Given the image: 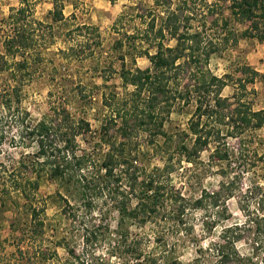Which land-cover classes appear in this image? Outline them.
I'll use <instances>...</instances> for the list:
<instances>
[{
	"label": "rangeland",
	"instance_id": "obj_1",
	"mask_svg": "<svg viewBox=\"0 0 264 264\" xmlns=\"http://www.w3.org/2000/svg\"><path fill=\"white\" fill-rule=\"evenodd\" d=\"M24 1L28 12L22 20L20 35L28 39L29 46L23 54H17L13 61L27 59L28 76L21 82V104H11L10 111H3L1 89L6 87L9 76L6 71L0 72V162L11 170L21 159L31 160L35 153L34 147L27 142L17 145L15 137L19 128L10 121L16 107L26 111L34 125H40L53 115L54 107L66 106L73 118L85 119L91 126V133L87 134L89 142L78 139L81 149L94 157L98 152L104 155L108 147L100 145L98 133L109 109L102 105V96L110 102L111 94L115 93L117 99H121L125 92L133 90L132 87L127 90L122 87L118 75L122 63L126 69L133 71L152 67L148 58L138 57L137 51H146L153 57L160 48L159 45L163 48L176 46V38L164 28L168 25L167 16L174 13L178 17L176 26L179 34L184 31L189 34L200 33V47L212 50L207 63L202 62L199 69L195 64L188 63L190 66L187 67L180 61L183 68L169 72L171 78L176 79L171 80L175 82V95L184 94L186 87L189 89L195 83L200 71L208 73L225 83L220 97L226 98L227 102L219 112L228 117L220 121L214 117L200 119L202 124L205 121L210 132L213 131L214 137L209 138L207 147L191 156L190 162L178 151L183 146L190 149L193 144L194 136L191 135L189 126L191 121L197 120L194 114L197 97L194 94L189 97L188 103L183 99L171 102L169 113L161 114V135L152 136L140 130L129 138L122 139L117 136L120 124L109 131V135L116 137V147L127 145L125 150L130 154L127 160L131 161L133 167H139L147 174L153 169L161 170L168 165L169 173L160 174L159 180L190 203L179 219V224L169 220L168 212L162 209L144 226L128 221L123 229L131 235L137 234L147 252L154 250L156 238L165 241L168 249L175 245L176 256L181 263L188 264L196 256L195 251L199 245L206 247L209 242L218 239L223 225L242 223L244 217L240 207L247 202V189L254 185L264 189V127L247 129L242 132L241 138L228 137L232 131L230 110L238 105H246L243 107H250L252 111L264 109V42L242 36L248 23L235 20L231 12L233 0H160L163 4L159 6L155 5L154 0ZM20 2L21 0H0V55L4 54V40L9 34L8 16L21 7ZM54 3L62 7L64 17L57 24L52 23L48 15L54 9ZM38 22L50 24L52 28L39 27ZM82 25L96 28L99 38L86 29L76 30L77 26ZM161 28H164L162 36L158 34ZM97 41L101 42L100 47L97 46ZM184 42L185 45H191L189 41ZM70 47L74 49L73 52L68 51ZM62 51L68 52V56ZM39 55L41 62L38 60ZM5 60L11 62L9 58ZM187 62L189 61L186 60ZM254 72L257 76H253ZM176 73L178 75L175 77ZM252 78L253 81L249 82ZM201 97L208 101L212 96ZM7 99L8 96H4V100ZM125 100L127 111L132 106V100L128 96ZM137 104L139 109L144 107L143 102L138 101ZM207 105L213 107L212 102ZM148 127L153 129L152 125ZM216 131H219L218 139ZM215 149L221 155H227L226 160L213 158ZM121 169L128 174L131 171L128 170V165H123L117 169L116 174L121 173ZM22 175L32 181L35 179L31 170ZM234 179L237 181V188L230 196L224 193L222 199L229 219L207 233L206 223L210 225L217 220L216 212L220 208L198 209L191 202L205 192L218 191L222 184ZM37 182V190L25 188L26 193L30 192L27 194L30 195L29 199L21 190L10 189V186L8 194H0V264H73L65 247L72 248L81 255L84 251L82 229L84 223H88L91 218L95 223L101 219V224L109 227V230L100 232L102 236H98L94 242V252L100 258L110 261V264H120L118 255L114 253L110 257L113 246L111 243L115 237L111 236L110 231L117 230L119 216L115 206L122 195L128 196L124 199L127 207H132L135 203L126 178L119 186L111 181L114 186L108 187L109 191H105L102 196L98 190L89 191L92 214H88L84 221H72L68 218L69 210L64 214L61 197L68 198L73 205L75 201L69 199L56 181L42 175ZM92 183L101 186L105 182L95 179ZM128 199L131 200L130 206ZM28 204L39 210L38 219L43 222L41 228L32 224ZM253 207L251 206L252 209ZM237 246L242 253H246L244 243Z\"/></svg>",
	"mask_w": 264,
	"mask_h": 264
},
{
	"label": "trees",
	"instance_id": "obj_2",
	"mask_svg": "<svg viewBox=\"0 0 264 264\" xmlns=\"http://www.w3.org/2000/svg\"><path fill=\"white\" fill-rule=\"evenodd\" d=\"M233 2L234 6L231 8V12L236 18L235 20L248 23L242 36L264 42V0H233ZM154 3L156 6L163 4L160 0H154ZM20 4L21 7L12 11L13 13L8 16L7 28L9 34L4 40V54L0 55V72L6 71L9 76L6 87L3 86L1 89L3 94L1 108L3 111L4 109L10 111L11 104L15 103L18 106L21 104V82H23L25 76H28V73H26L27 59L13 61L17 54H23V51L29 46L28 39L20 35L23 26L21 24L22 20L28 12L27 3L21 0ZM48 15L51 17L52 23L57 24L64 20L62 7L57 3H54V9L49 11ZM167 19L168 25L164 28L168 30L171 36L176 38V46L174 48H163L159 45L160 48L157 49L153 57L149 56L146 51H137L138 57L148 58L152 67L133 71L126 69L122 63L118 73L122 87L125 90L132 87L133 90L125 92L121 99H117V94H111L110 102L104 95L102 96V105L109 109V114L105 116L98 133L100 145L108 147V151L104 155L98 152L94 157L91 153L81 149L78 139L82 142H89L87 134L91 133V126L85 119L73 118L71 113L67 111L66 106L54 107L52 109L53 115L48 117L47 122L40 125H34L29 120L26 111L16 107L12 112L13 114H11L10 121L15 125L17 124L19 128V133L15 137L17 145H24L27 142L34 147L35 153L32 155L31 160L26 159L25 161L23 158L11 170L0 162V194H8V186H10V189L21 190L22 194L29 199L30 195L27 194H30V192L26 193L25 188L37 190V179L45 175L47 179L56 181L65 190L69 199L75 201V205H73L68 198L63 199L61 197L64 202L63 212L66 215L69 210L70 217L68 218L72 221L81 219L84 221L88 214H92L91 202L88 198L89 191L98 190L99 195L102 196L105 191H109L108 187L111 186L112 188L114 183L119 186L121 181L126 178L129 192L135 203L132 207H127L124 199H127L128 196L123 197L122 195V199L115 206L119 216L117 230L110 231L111 236H115L112 243L110 242L113 244L110 257L114 253L118 255L120 264H183L176 256L175 245L168 249L165 241L156 238L154 239V250L147 252L142 240L137 238L138 235L129 234L128 231L123 229V226L128 221L137 222L139 225L144 226L153 215H157L162 209L168 212L169 220L176 221L179 224V219L190 203L189 201L185 202L183 196L159 180L160 174L168 171V165L161 170L153 169L147 174L143 169L133 167L130 160L128 164L127 157H130V154L126 153L125 147L127 145L121 144L116 147V137L109 135V131L114 129L113 127L116 128V124H120L117 128V136L122 139H127L140 130H144L152 136L161 135V114L169 113L168 109L172 108L171 102L183 99L185 103H188L189 97L194 94L197 97L194 111L197 120L191 121L189 126V131L194 136L193 144L190 149L183 146L178 151L190 162L191 156L198 154L199 151L207 147L209 138L214 137L213 131L210 132L205 121L202 124L200 119L202 117L206 119L214 117L215 120L220 121L228 117L219 112V109H223L227 102L226 98L222 99L220 97L225 83L208 73L204 74L200 71L198 77L195 75L196 81L190 86V90L186 87L184 94L178 93L177 96L175 95L176 88L173 87L175 82L171 80L175 81L176 79H172L169 72L183 68L182 63H179L180 61L184 62L187 67L190 66L188 63L195 64L199 69L202 62L207 63L212 50L200 47V33L189 34L188 31H184L179 34V28L176 26L178 17L174 13H170ZM37 24L39 27L52 28L50 24L46 25L43 22ZM164 28L159 29L158 34L160 36H162ZM83 29L89 31L90 34L95 33V37L99 38L97 29L94 27L85 25L76 27V30L81 31ZM184 41L191 42V45H185ZM117 44L121 47L120 43ZM97 46L100 47L101 42L97 41ZM68 51L73 52L74 49L70 47ZM62 53L67 55L68 52L62 51ZM40 56L38 60L41 62ZM5 58H9L11 62L5 60ZM186 60L189 62L186 63ZM252 74L257 76L256 72ZM177 75L178 73L174 76ZM252 81L253 78L249 82ZM4 96H8V99L4 100ZM127 96L131 97L132 106L125 111ZM201 96L212 97L206 101ZM138 101L143 102L144 107L142 109H139ZM208 102H212L213 107L210 108V105H207ZM237 102L239 104V100ZM230 106L229 104L228 107ZM243 106L246 105H238L230 110L229 120L232 122V131L227 135L228 137L241 138L242 132L244 133L247 129L256 130L264 127V109L252 111L250 107ZM151 125L153 129L148 127ZM215 134L218 139L219 131H216ZM1 140L2 133L0 132V146ZM212 154V157L218 160H226L227 158V155H221L217 149ZM121 158L122 160H120ZM123 165H128V170H131L128 174L126 170L121 169L120 172L124 177L121 173L116 174L117 169ZM27 170H31L35 175L34 181L22 175ZM153 173L156 175H153ZM157 175L159 176L157 177ZM141 176L144 177L140 179ZM95 179L97 181L102 180L105 183L97 186L92 183L95 182ZM236 183L235 179L229 183H224L218 191L205 192L191 202L192 206L198 209L210 207L218 210L220 208V211L216 212L217 220L210 225L206 223L205 230L207 233L212 232L216 225L229 219L222 199L225 194L230 196L232 191L237 188ZM247 190V202L240 207L244 221L223 225L220 228L218 239L209 242L208 245L205 244L206 247L199 245L195 251L196 256L188 264H264V189L259 185H254ZM127 201L130 206L131 200L128 199ZM251 206H254L253 209ZM28 207L32 224L34 227L39 226L41 228L43 222L38 219L39 210L33 207L32 204H28ZM94 221L91 218L88 223H84L82 229L84 251L81 255H78L74 249L65 247L67 255L73 260V264H110V261L100 258L94 252L93 247L97 237L102 236L100 232L109 230V227L106 228L104 223L101 224V219H98L97 223ZM196 241L198 243V240ZM239 243H244L247 247L246 253H242L238 249L237 245Z\"/></svg>",
	"mask_w": 264,
	"mask_h": 264
}]
</instances>
